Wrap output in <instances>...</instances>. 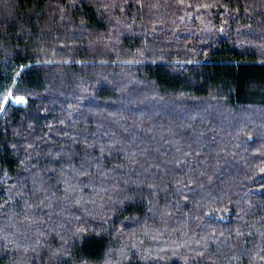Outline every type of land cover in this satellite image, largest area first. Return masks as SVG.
I'll return each instance as SVG.
<instances>
[{
	"label": "trees",
	"instance_id": "16d2710c",
	"mask_svg": "<svg viewBox=\"0 0 264 264\" xmlns=\"http://www.w3.org/2000/svg\"><path fill=\"white\" fill-rule=\"evenodd\" d=\"M0 264H264V0H0Z\"/></svg>",
	"mask_w": 264,
	"mask_h": 264
},
{
	"label": "rangeland",
	"instance_id": "374dc122",
	"mask_svg": "<svg viewBox=\"0 0 264 264\" xmlns=\"http://www.w3.org/2000/svg\"><path fill=\"white\" fill-rule=\"evenodd\" d=\"M256 1V0H255ZM263 2H256V4H258V5H260V4H262ZM250 31V30H249ZM249 31H247V32H249ZM249 34V33H248ZM250 35V34H249ZM253 35V34H252ZM260 35V33L259 32H257V33H255L253 36H251L252 38H258V36ZM245 39V38H244ZM249 40V39H248ZM244 44H246V43H244ZM248 44V43H247ZM222 116V115H221ZM189 118V117H188ZM221 119V117L219 118V120ZM175 120V119H174ZM183 120H185V119H183ZM222 120H220V122H219V125H218V127L219 128H217V127H215V128H213L211 131L213 132V131H215V134L217 135V136H219L220 138H222V137H224L223 135L224 134H226V133H229L230 131V128H231V130H233V128H235V126H238L236 129H240L241 128V125L240 124H238V123H232V124H230V127H228L227 128V130H226V127H224V124H223V122H221ZM184 122V121H183ZM248 122V121H247ZM244 123V122H243ZM242 123V124H243ZM240 125V126H239ZM235 131V130H234ZM246 130L245 129H242V131L241 132H245ZM240 132H237V135L239 136L240 134H239ZM228 136H230V134H228ZM233 141L234 142H239V140L237 139V137H236V135L234 136V138H233ZM249 148L251 147V146H248ZM249 148H247V149H249ZM239 149H243V150H241V153H243L244 154V157H242L241 158V160H243L244 158H246V157H248V153H247V149L246 148H244V147H239ZM202 150H205L206 152H208V154H206V155H209V154H213L215 151H213L214 149H210V148H202ZM201 151V150H200ZM197 157H199L198 156V154L195 156L194 155V159H192V160H195ZM203 157H205L204 155H203ZM193 158V157H192ZM232 167H230V169H231ZM232 170V169H231ZM235 172H236V170H234Z\"/></svg>",
	"mask_w": 264,
	"mask_h": 264
},
{
	"label": "snow or ice",
	"instance_id": "6c2138e0",
	"mask_svg": "<svg viewBox=\"0 0 264 264\" xmlns=\"http://www.w3.org/2000/svg\"><path fill=\"white\" fill-rule=\"evenodd\" d=\"M17 103H23L24 101L23 100H18L16 101Z\"/></svg>",
	"mask_w": 264,
	"mask_h": 264
}]
</instances>
